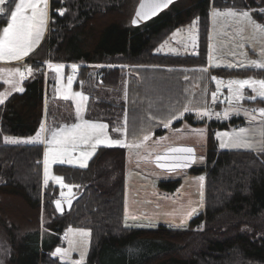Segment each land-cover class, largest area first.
Here are the masks:
<instances>
[{"label": "trees", "instance_id": "trees-1", "mask_svg": "<svg viewBox=\"0 0 264 264\" xmlns=\"http://www.w3.org/2000/svg\"><path fill=\"white\" fill-rule=\"evenodd\" d=\"M138 2L49 0L46 35L24 61L27 69H32L27 71L24 90L0 105L3 264H64L53 256V250L69 228L90 233L83 264H264V151L218 148L216 131L246 123L240 118L197 122L193 114L200 112L183 110L179 100L176 104L181 93L176 95L172 87L180 76H202L203 71L198 70L206 69L212 8L250 11L254 21L264 27V12H257L264 10V0H178L148 22L133 25L131 16ZM12 6V0L1 5L5 11L0 12V30L6 26ZM193 21L197 26L196 54H164L162 48L173 41L169 40L173 33ZM49 64L63 65L66 70L75 65L74 88L88 98L86 119L106 124L113 138L119 136L111 132L115 123L123 127L124 122L132 132L149 127L156 139L183 128L204 129L203 153L186 169L189 176L204 178L201 209L186 228L125 224L128 161L126 150L119 146L98 147L85 168L53 167L54 174L71 186L69 197L83 192L68 214L54 213L52 202L60 199L59 191L42 181V147L3 141L5 137L34 136L51 113L49 107L43 113ZM181 68L193 70H176ZM211 75L206 71L207 81L199 86L197 94L204 99L199 110L207 109L209 94L214 92ZM213 75L217 79L253 75L264 80V70L216 69ZM49 85L46 79V87ZM243 103L264 109V97ZM258 123L264 125V117ZM161 176L156 178L157 190L171 194L179 188V179Z\"/></svg>", "mask_w": 264, "mask_h": 264}, {"label": "rangeland", "instance_id": "rangeland-1", "mask_svg": "<svg viewBox=\"0 0 264 264\" xmlns=\"http://www.w3.org/2000/svg\"><path fill=\"white\" fill-rule=\"evenodd\" d=\"M141 1L143 7L140 10L141 15L138 19L144 17L150 11L153 4L149 0H139L134 7L133 13ZM15 3H19V0H15ZM13 6L14 11V3ZM226 10H233L231 12H235L236 15H225V13L229 12ZM231 10L212 8L208 16L207 67L211 69L207 67L206 69L212 74L210 79L214 86V92H210L209 94L207 109L199 110L204 99L200 94H197L200 92L199 86L205 85L207 81L206 76L204 77L206 69L198 70L200 72L203 71L202 76L197 75V77L193 78L180 76L179 80L177 79L176 85L172 87L176 95L178 93L181 94L176 97L177 101L175 103L178 104L179 100L180 104L183 105V110L187 108V111L209 112L208 116H202L198 113L193 114L197 122L207 119L223 123L230 118H240L246 123L245 126L237 129L216 131L214 138L218 148L253 152L264 151V125L258 123L261 117V108L257 105L243 103L249 98H262V96L258 95L259 85L254 86L257 89L256 92L247 85L242 89L238 85H233L231 90L228 87L229 81L245 79L258 81L261 79L253 75H235L226 77L225 79H217L213 75V70L215 71L216 69H226L229 71L264 70V68L257 67L251 63L252 61H256L258 64H264V31H260L255 27L257 22L253 20L250 11ZM244 11L249 13L251 22L241 15ZM216 12L221 13V15H215L214 13ZM257 12L262 14L264 10L260 8ZM8 23H10V14L7 18ZM260 27L264 29V27ZM2 36L3 29L0 30V38ZM170 39H173L174 42L163 46L162 49L166 50L163 51L164 54L178 57H184L186 56L185 54H191L190 56L196 54L197 26L195 22L193 21L187 27L177 29ZM176 70H182L186 73L193 69L187 70L181 68ZM68 71H73V66H69L68 70L63 66L61 71L57 73L55 65H53L52 68L47 67L45 74V86L46 79L50 80V85L47 88L50 99L48 96L46 97V109L49 107L51 113H48L49 116L43 119L41 124V126L43 125V131L39 132V139H35V142L42 146L43 151L42 181L44 185H46L44 182V159L45 153L49 152L50 149L52 150V155L49 157L48 171L50 178L48 183L58 188L59 198L62 199L69 198V194L71 193L68 187H61L54 179H51L52 176H57L53 172L55 165L85 168L86 166H80L81 161H84L87 165V162L92 158L98 147H123L127 152L128 161L126 164L128 173L124 193L125 224L128 227L134 228H155L158 225H164L171 229L186 228L187 222L192 218L188 216L190 214L195 216L201 209L204 178L201 180L200 177L203 176H189L186 173V169L198 162L201 157L200 155L203 153L202 146L205 141L204 129L183 128L174 132H168L156 139L153 138L154 130H149V127L142 129L140 132H132L125 128L124 122L123 127L119 123H115L114 126L116 128L114 127L111 131L115 135H119L117 138L111 137L109 128L107 127L106 129L110 139H120L124 146H109L106 143H96L95 139L83 142L78 138L79 129L75 133L70 132L73 126L83 125L85 121L90 123L102 122L86 119V101L80 102L76 95L77 93L82 94L80 90L74 88L76 78L72 79L71 89L69 90ZM182 74L184 73L181 72ZM214 77L215 79H213ZM22 80L24 82L26 78L24 77ZM217 81H220V83ZM89 86L92 87V84ZM93 87L91 88L92 92ZM237 90L239 91V98L237 97ZM213 94H215V98H213ZM221 96L222 99H220ZM78 103L80 104L79 113L77 111ZM172 113L175 115L174 112ZM252 117H255V119H252ZM112 122L114 123L115 120L113 119ZM241 128L246 129V132L243 134L246 143L234 144L231 137L235 133H238ZM60 129H63V131L59 133L57 140L63 141L66 136L70 139L72 135H76L77 139L75 143H49L52 140V132ZM146 136L148 139L145 140ZM13 139L20 140L19 144L23 143V140L27 144L31 143L29 142L30 140L26 141V138ZM93 144H95V148L92 147ZM222 144L225 146L221 147ZM172 148H192L194 151L192 153H178L170 151ZM85 154H90L86 160H84ZM53 155H59L60 159L64 160V163H60L59 159L52 162ZM161 175L167 176L164 177L166 179H179V188L171 194L162 193L157 190L156 178L162 177ZM193 199L194 201H192ZM132 217H136V219H132ZM77 230L84 229H73L72 233H69L67 229L63 237H61L60 245L53 250V256L57 257L64 264H83L85 261L90 243V235L82 236ZM57 248L61 249L66 255H57ZM0 264H3L2 255H0Z\"/></svg>", "mask_w": 264, "mask_h": 264}, {"label": "snow or ice", "instance_id": "snow-or-ice-1", "mask_svg": "<svg viewBox=\"0 0 264 264\" xmlns=\"http://www.w3.org/2000/svg\"><path fill=\"white\" fill-rule=\"evenodd\" d=\"M6 2V0H0V5H3ZM12 2L15 4V10L10 12V23H8L7 27L3 28V36L0 38V60H20L24 56L28 55L29 52L33 49V47L39 43V40L41 38L43 29L46 24L47 19V13L46 9L48 6V0H19V3H15V0H12ZM168 2H171V0H168ZM43 4V8L40 7V4ZM166 4H155L152 7V12L148 13L146 15H154L155 11L159 8L165 7ZM143 7V5H142ZM31 10V14H26L28 10ZM5 10L3 8H0V12H4ZM61 15H63V11L60 12ZM215 15H221V13L216 12ZM138 16L141 15V13H137ZM225 15L229 16H235V12L229 11L228 13H225ZM241 15L249 19L251 22V19L249 17V13L247 11H244L241 13ZM255 27L260 30L264 31L258 24L255 25ZM252 64L256 65L257 67L264 68V64H258L256 61H252ZM49 68H52L53 65L49 64ZM63 68V65H55V71L59 73L61 69ZM76 67L73 65V72H75ZM29 73H31L32 69L29 67L27 69ZM13 73H10L12 75ZM20 75L21 77L24 76L23 72H20L19 69L16 70V73ZM215 79V77L213 78ZM6 83L13 84V87H16V84H14L12 81H5ZM220 83V81H217ZM72 80L69 78L68 80V88L71 89ZM233 85H238L240 89H242L245 85L252 88L254 92L257 91L255 85H259V92L258 95L264 97V80H254V79H245V80H234L228 82V87L231 90ZM17 90H21L18 89ZM79 98L80 102L86 101L88 98L86 96H83L80 93L76 94ZM237 97L239 98V91L237 90ZM67 98V97H66ZM213 98H215V94H213ZM0 103H3V99L0 98ZM80 110V104L77 105V111L79 113ZM188 109L185 108V111ZM202 116H208L209 112L204 111L202 113H198ZM260 115L264 117V109L260 110ZM252 119H255V117H252ZM170 123V121H169ZM168 125L165 124V127ZM107 125L103 123H90L85 121L83 125H74L73 128L70 130V132L75 133L77 129H79V139L83 142H87L89 140L95 139L96 143H106L107 145H120L124 146L123 142L120 139H110L107 135L106 129ZM41 131H43V125L41 126ZM63 129L56 130L52 132V140L49 141V143H69L72 142L75 143L77 136L72 135L71 138L64 137L63 141L57 140V137L60 132H62ZM246 132V129H239L238 133H235L233 137H231L232 142L234 144H244L246 143L243 134ZM227 135V134H225ZM8 139V138H6ZM35 139H39V133L37 134V137ZM148 139V137H145V140ZM11 142L16 143V140H12ZM138 146V145H137ZM225 145L222 144L221 147H224ZM93 148H95V144L92 145ZM170 151L172 152H178V153H192L194 150L192 148H172ZM52 155V150L50 149L49 152L45 153V159H44V166H45V175H44V182L45 184L48 183V180L50 178V174L48 171L49 168V157ZM90 154H85L84 160L87 159V156ZM59 159L60 163H64L63 159H60L59 155H53L52 156V162H55V160ZM70 162V161H69ZM81 167L86 166L84 161H81ZM51 179H54L56 183L60 184L61 187H68L69 191L71 192V186H68L63 183V178L59 176H52ZM201 180H203V177H200ZM57 207L60 206V202L57 201ZM132 219H136V217H132ZM80 235L82 236H88L90 235L89 232L84 230H77ZM69 233L73 232L72 228L68 229ZM57 255H66L62 252L61 249H56Z\"/></svg>", "mask_w": 264, "mask_h": 264}, {"label": "crops", "instance_id": "crops-1", "mask_svg": "<svg viewBox=\"0 0 264 264\" xmlns=\"http://www.w3.org/2000/svg\"><path fill=\"white\" fill-rule=\"evenodd\" d=\"M48 5H49V0H48ZM0 7H1V5H0ZM40 7L43 8L42 3L40 4ZM13 8H14V6H12L11 11H13ZM45 11L47 13V19H46V24H45V27L43 29L41 38L39 40V43L33 47V49L29 52V54L24 56L20 60H0V85L2 86L0 89V98L3 99V103H0V105L4 104L11 96H13L15 94H21L24 90V87H23L24 82L22 80V77L18 74H15V73H16L17 69H19L20 72H22L23 69L27 70V64L24 63L25 59L39 47L43 38L46 35L47 28H48V13H49L48 6H47V9ZM226 11H229V10H226ZM231 11H233V10H231ZM30 14H31V10L29 9L28 15H30ZM7 25L8 24H6V26ZM173 42H174V40L171 43H173ZM207 68H209V67H207ZM209 69H211V68H209ZM206 71H209V70L206 69ZM10 73H13V74L10 75ZM5 81H12L14 84H16V87H13V84L6 83ZM17 88L21 89V90H17ZM44 92H45V95H44V111H43V113L47 110L46 109V102H47L46 97L48 96V98H49L46 86H45ZM85 106H86V103H85ZM43 119H45V117ZM42 122H43V120H42ZM42 122H41V124H42ZM41 124H40V126H39V128H38V130L34 136H32L30 138H26V141L30 140L29 141V142H31L30 144H27L24 140L22 141L23 143L19 144L20 140L18 141V139H14L17 142L13 143V142H11L13 140V138H8V137L3 138V141L7 145H40L37 142H35L36 141L35 138H36L37 134L41 131ZM6 138H8V139H6ZM42 159H43V157H42ZM192 201H194V199ZM188 217H192V214H190Z\"/></svg>", "mask_w": 264, "mask_h": 264}, {"label": "water", "instance_id": "water-1", "mask_svg": "<svg viewBox=\"0 0 264 264\" xmlns=\"http://www.w3.org/2000/svg\"><path fill=\"white\" fill-rule=\"evenodd\" d=\"M150 2H152V6L150 8V11L148 13H151L152 12V7L153 5L155 4H166L165 7H162V8H159L155 11V14L154 15H145L144 17H142L141 19H138V15L137 13L139 12L140 13V10L142 8V1L140 2L139 6L137 7V9L135 10L133 16H132V19H131V23L134 25V24H143V23H146L148 22L149 20L155 18L157 15H159L160 13H162L163 11H165L166 9H168L173 3L177 2L178 0H171V2H168V0H149ZM147 13V14H148ZM82 191H80L77 195H74L70 198H62V199H56L52 202V208L54 210V213L57 215V216H64L66 214H68L74 203L81 197L82 195ZM57 201L60 202V206L57 207Z\"/></svg>", "mask_w": 264, "mask_h": 264}, {"label": "built area", "instance_id": "built-area-1", "mask_svg": "<svg viewBox=\"0 0 264 264\" xmlns=\"http://www.w3.org/2000/svg\"><path fill=\"white\" fill-rule=\"evenodd\" d=\"M24 73V76H23V78L26 76V73L25 72H23ZM74 72H70V74H69V78H72L73 76H74Z\"/></svg>", "mask_w": 264, "mask_h": 264}]
</instances>
